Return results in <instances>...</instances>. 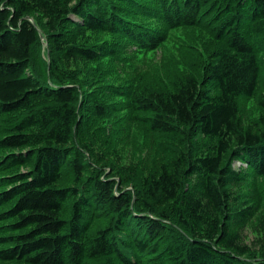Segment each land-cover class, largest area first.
Segmentation results:
<instances>
[{
	"label": "trees",
	"instance_id": "16d2710c",
	"mask_svg": "<svg viewBox=\"0 0 264 264\" xmlns=\"http://www.w3.org/2000/svg\"><path fill=\"white\" fill-rule=\"evenodd\" d=\"M152 21L204 27L225 48L160 90L95 75L87 94L75 85V65L116 59L122 43L159 48L166 35ZM42 37L48 82L31 73ZM257 38L264 0H0V262L264 264V230L257 255L243 239L259 207L237 193L264 177V116L257 130L240 116L259 89L264 109ZM126 108L178 145L141 178L129 165L105 173L85 141L93 119Z\"/></svg>",
	"mask_w": 264,
	"mask_h": 264
},
{
	"label": "rangeland",
	"instance_id": "374dc122",
	"mask_svg": "<svg viewBox=\"0 0 264 264\" xmlns=\"http://www.w3.org/2000/svg\"><path fill=\"white\" fill-rule=\"evenodd\" d=\"M151 23L166 35L165 41L159 48L141 50L132 44L122 43L116 59L84 66L75 65L77 77V80H73L75 85L82 89L84 84L91 81L95 75L100 85H117L124 90L135 92H141L145 87L160 90L173 76L192 72L203 62L210 60L215 52L225 48L224 42L215 40L209 30L204 27H181L169 30L160 21ZM41 24L39 22V25ZM96 39L114 43L118 41V38L107 34ZM255 41L260 46L264 44L262 38H257ZM261 57L264 58V53ZM49 60L48 44L42 37L41 42L34 49L31 73L48 82L52 73L49 71ZM91 90L86 87L83 92L87 94ZM262 96V90L259 89L253 99L247 100L240 115L244 124L255 130L258 129L260 119L264 116V109L259 105ZM111 102L124 107L129 103L125 97L101 98V103L106 106L112 105ZM136 116V113L126 108L119 113H111L90 122L91 130L85 137V141L93 142L91 147L96 164L105 173L114 176L116 175V172H113L114 165H129L136 166L138 178H141L153 171L157 161L166 160V156L173 149H178L176 140L150 134L144 125L136 121ZM98 156L104 157L103 162L98 163L100 161ZM232 165L237 169L246 167L240 161H234ZM126 189H133V186L128 185ZM237 193L242 195L246 202L259 207L257 217L243 233V239L251 244L257 255L256 247L262 243L261 237L264 230V177H257L246 182ZM0 264L23 263L0 262Z\"/></svg>",
	"mask_w": 264,
	"mask_h": 264
},
{
	"label": "bare ground",
	"instance_id": "6f19581e",
	"mask_svg": "<svg viewBox=\"0 0 264 264\" xmlns=\"http://www.w3.org/2000/svg\"><path fill=\"white\" fill-rule=\"evenodd\" d=\"M123 86V85H122ZM121 90V89H120ZM124 94V93H123ZM112 103V102H111ZM138 112V111H137ZM1 135V134H0ZM3 135V134H2ZM8 154V153H7ZM1 160V159H0ZM102 166V165H101ZM11 167V165H10ZM100 169V168H99ZM13 170V169H12ZM10 171V170H9ZM121 182V181H120ZM122 192V191H121ZM133 200V199H132ZM131 206V205H130ZM256 264V263H255Z\"/></svg>",
	"mask_w": 264,
	"mask_h": 264
}]
</instances>
